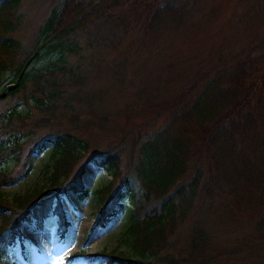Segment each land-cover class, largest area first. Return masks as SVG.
<instances>
[{"label": "trees", "instance_id": "1", "mask_svg": "<svg viewBox=\"0 0 264 264\" xmlns=\"http://www.w3.org/2000/svg\"><path fill=\"white\" fill-rule=\"evenodd\" d=\"M199 1L55 0L25 46L16 35L22 0H0V103L12 102L0 109L1 258L23 242L25 222L42 227L54 214L66 229L61 196L91 195L84 183L91 162L111 177L94 190L98 225L125 212L118 245L97 252L111 264H264V52L220 55L173 95L159 77L130 79L131 103L108 111L107 91L85 92L91 77L71 58L77 33L91 23L121 29L120 41L107 38L114 48L139 28L140 55L150 40L181 30ZM128 58L115 70L124 81ZM124 81L116 92L129 86ZM101 134L103 148L94 142ZM47 149L46 182L6 197L4 188L31 174L32 155Z\"/></svg>", "mask_w": 264, "mask_h": 264}, {"label": "rangeland", "instance_id": "2", "mask_svg": "<svg viewBox=\"0 0 264 264\" xmlns=\"http://www.w3.org/2000/svg\"><path fill=\"white\" fill-rule=\"evenodd\" d=\"M201 1L194 7V17L188 19L181 30L166 33L164 38L156 40L155 43L150 40L149 45L143 46L140 55L133 52L140 44L139 28L136 27V30L132 31L118 48H114L107 38L120 41L115 36L116 34L119 36L120 28L115 32L117 27H113L112 30L111 24L91 23L85 26L77 33L79 53L71 57L73 61L81 60L91 77L87 79L83 90L107 91L109 100L103 106V111L119 109L130 104L133 99L136 88H132L130 79H134L136 85L138 78L150 81L153 77H159L169 91L168 94H174L186 81L208 70L220 55L223 59H227L251 48L255 53L264 52V0ZM54 2L55 0H22L20 12L24 14V20L16 35L25 46L33 40L38 25ZM125 12L131 14L129 9ZM123 57H129L125 81L121 80L123 76L117 77L115 73L117 64ZM49 61L50 58L43 60L38 66L42 67ZM2 78L9 80V73L2 75ZM122 81L125 86L127 84L129 86L121 92H116L115 87ZM168 86L175 89L168 90ZM11 103L1 102L0 109H5ZM20 108L25 109L24 106ZM164 117L162 115L158 120V126L163 125ZM106 136L101 134L94 138L96 147L103 148L107 144ZM27 152L28 149H25L22 161ZM86 159L87 156L77 163L73 175L78 172ZM32 160L31 174L16 185L4 188L6 197L12 198L17 194H23L46 182L44 169L50 160V149L33 154ZM127 160L128 157L124 162L126 163ZM14 165L15 162L10 164L11 167ZM85 169L84 183L92 192L91 195L83 200L72 193L61 196L65 220L68 222L66 229H61L58 216L54 214L45 220L42 227H38L34 220L25 222L23 224L25 239L23 242L16 240L9 247V255L0 257V264H111L109 257L97 252L118 245L125 212L120 210L105 226L98 225L99 205L94 190L107 183L111 177L104 169L91 162ZM189 217L188 223L193 220V215L190 214ZM185 228L186 225L179 228L175 238L178 239L180 232L183 231L181 229ZM229 237L221 236V239L229 242ZM179 246L180 244L175 250L180 249ZM77 252L82 253L80 255ZM72 256L71 261H65L66 257Z\"/></svg>", "mask_w": 264, "mask_h": 264}]
</instances>
